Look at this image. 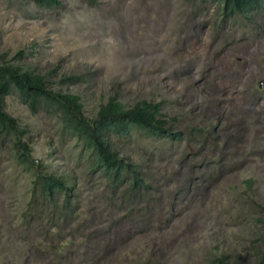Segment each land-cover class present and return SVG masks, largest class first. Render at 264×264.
<instances>
[{"label": "rangeland", "instance_id": "1", "mask_svg": "<svg viewBox=\"0 0 264 264\" xmlns=\"http://www.w3.org/2000/svg\"><path fill=\"white\" fill-rule=\"evenodd\" d=\"M17 51L24 65L48 71L54 88L76 94L84 116L112 95L124 105L162 100L175 129L211 126L219 142L193 153V143L187 150L137 133L124 151L148 158L159 187L143 207L111 208L57 116L6 96L31 158L76 176L75 221L99 235L81 236L58 258L34 230L22 232L30 176L2 140L0 264H264V12L244 22L200 0H61L55 8L0 0V53ZM62 74L79 78L59 84Z\"/></svg>", "mask_w": 264, "mask_h": 264}, {"label": "trees", "instance_id": "2", "mask_svg": "<svg viewBox=\"0 0 264 264\" xmlns=\"http://www.w3.org/2000/svg\"><path fill=\"white\" fill-rule=\"evenodd\" d=\"M31 1L43 8H55L61 4V0ZM200 2L215 5L223 18L233 21L249 22L253 16L264 12V0ZM20 53L17 51L11 58H5L0 53V143L11 141L15 162L30 176L27 211L21 215L23 222H19L18 227L26 233L34 230L58 258L61 255L57 253L61 250L70 255L81 236L88 241L98 237L99 233L87 230L85 221H75L81 206L80 202L75 204L79 200H73L76 176L48 171L42 161L31 158L24 140L25 127L4 109L6 96L14 94L31 113L41 110L57 116L62 131L78 144L75 159L85 169L87 180L104 191L107 206L111 208L126 211L128 208L143 207L145 205L140 203L159 187L155 176L144 163L148 158L124 151L123 145L131 144L137 133L148 140L163 141L161 144H178L186 148L189 142L193 143L192 148H196L193 153L208 152L210 141L213 147H217L219 138L211 126L204 128L200 124H193L175 129L173 122L161 114L162 100L139 99L124 105L112 95L98 105L94 115L84 116L80 98L76 94L54 88L48 71L41 73L24 65ZM78 78L74 74H62L58 81L59 84L72 83ZM153 152L151 156L148 154L151 159L155 158ZM249 182L245 180L247 185ZM64 240L66 244L68 242L65 248L61 245Z\"/></svg>", "mask_w": 264, "mask_h": 264}, {"label": "water", "instance_id": "3", "mask_svg": "<svg viewBox=\"0 0 264 264\" xmlns=\"http://www.w3.org/2000/svg\"><path fill=\"white\" fill-rule=\"evenodd\" d=\"M260 84V83H259Z\"/></svg>", "mask_w": 264, "mask_h": 264}]
</instances>
